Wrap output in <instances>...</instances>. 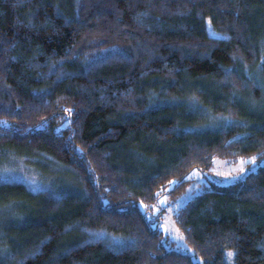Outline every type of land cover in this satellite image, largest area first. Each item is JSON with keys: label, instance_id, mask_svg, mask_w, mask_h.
Wrapping results in <instances>:
<instances>
[{"label": "trees", "instance_id": "obj_1", "mask_svg": "<svg viewBox=\"0 0 264 264\" xmlns=\"http://www.w3.org/2000/svg\"><path fill=\"white\" fill-rule=\"evenodd\" d=\"M14 157L58 183H0L32 219L0 264H264V0H0ZM251 157L175 213L193 254L152 227L194 172Z\"/></svg>", "mask_w": 264, "mask_h": 264}, {"label": "rangeland", "instance_id": "obj_2", "mask_svg": "<svg viewBox=\"0 0 264 264\" xmlns=\"http://www.w3.org/2000/svg\"><path fill=\"white\" fill-rule=\"evenodd\" d=\"M211 32L214 36H218L217 33L213 31ZM33 159L37 160L36 157H34ZM255 164H256V161L253 157L247 158V159H240L235 163H231V162L228 163L225 161L217 160L215 162L212 173L204 176L203 174H200V173L198 174L194 172L190 176L192 179H194V181L188 188L187 190L188 193L187 192L185 193L186 195L184 194L183 196L178 198L176 201H170L167 199V197H164L159 201L158 207L154 211L153 217L155 219L152 220V227L154 228L161 227L168 233L170 237V247L171 248L176 249L186 254H190V255L193 254V251L186 244L182 235L180 234L179 230L176 227V224L174 221L175 213L179 209L183 208L193 197L201 194L205 189L204 188L205 185L211 186L215 184V185H220V186H229L230 183H231L230 185L233 184L232 182L237 183L238 181L241 180V175L239 173L241 172L243 173V171L246 170L242 174L244 176L245 173L249 171V169L251 168L254 169ZM234 165L236 166L234 167ZM244 165H246V167ZM240 166L241 167L243 166V167L241 168ZM232 167L234 168V170L236 168H239V167L240 168L236 169L238 171L236 170L234 171ZM228 172L230 173L228 174ZM209 175L211 176V179L209 178L210 177ZM238 175L240 178H237ZM55 180L58 183V180L55 179L53 175L45 174L44 176V174H41L39 171H37V169L29 166L28 163L24 159L14 157L6 163V166H2V165L0 166V183H3V182L23 183V184H26L32 190H44V189L54 188V186H52L53 185L52 183ZM228 180H231V182H229ZM235 180L237 182H235ZM203 181H205L208 184H206L205 182L204 184ZM213 181L215 182L213 183ZM226 181H228V183ZM219 182L220 183L223 182V184H220ZM197 186H200V187H197ZM192 189H194L193 192H192ZM23 208H24V203L22 202L20 203L14 202L10 205L0 208V225H2L3 227V229L0 231V248L3 249L4 251L3 256H6V255L9 256L11 254L13 245L14 244L16 245L20 242L19 235L12 232L11 231L12 228H16V227L20 228L24 226H29V224L32 223V219L27 218V216L25 215L23 211L24 210ZM162 211H163V216L160 219H156L160 217ZM234 255L235 253L233 251L226 252L225 258H226L227 264H235Z\"/></svg>", "mask_w": 264, "mask_h": 264}, {"label": "bare ground", "instance_id": "obj_3", "mask_svg": "<svg viewBox=\"0 0 264 264\" xmlns=\"http://www.w3.org/2000/svg\"><path fill=\"white\" fill-rule=\"evenodd\" d=\"M244 162H246V161H244ZM239 163H240V162H239ZM235 166H236V165H234V167H235ZM237 166H239V165H237ZM244 166L246 167V165H244ZM240 167H241V166H240ZM240 167H239V168H240ZM242 167H243V166H242ZM242 167H241V168H242ZM247 167H248V166H247ZM239 168H236V169H239ZM232 169L234 170L233 167H232ZM236 169H235V170H236ZM245 169H247V168H245ZM235 170H234V171H235ZM231 171H232V170H231ZM234 171H233V172H234ZM236 171H238V170H236ZM242 171H243V170H242ZM245 171H246V170H244L243 173H244ZM239 172H241V171H239ZM229 173H230V172H228V174H229ZM243 173H242V172L239 173V174L241 175V179H242V176H243L242 174H243ZM228 174H227V175H228ZM225 175H226V174H225ZM230 175H231V174H230ZM209 176H210V175H209ZM209 178L211 179V176H210ZM220 178H221V177H220ZM237 178H240L239 175H238ZM221 179H222V178H221ZM223 179H224V177H223ZM229 179H230V178H229ZM231 179H232V178H231ZM213 180H214V178H213ZM225 180H226V179H225ZM228 181L231 182V180H228ZM228 181H226V182L228 183ZM204 182H205V181H203V183H204ZM214 182H215V181H213V183H214ZM223 182H224V181H223ZM223 182H222V183L219 182V183H220V184H223ZM235 182H237V181L235 180ZM205 183H206V182H205ZM205 183H204V184H205ZM211 183H212V182H211ZM216 183H217V181H216ZM219 183H218V184H219ZM232 183H233V185L235 184L234 182H232ZM206 184H208V183H206ZM230 184H231V183H230ZM230 184H229V185H230ZM209 185H210V184H209ZM227 185H228V184H227ZM205 186H206V185H205ZM205 186H204V188H205ZM197 187H200V186H197ZM197 187H196V188H197ZM207 187H208V186H207ZM224 187H225V186H224ZM196 188H194V189H196ZM210 188H211V186H210ZM194 189H192V192H193ZM198 189H199V188H198ZM187 193H188V192H187ZM198 194H199V193H198ZM185 195H186V194H185ZM141 211H142V210H141ZM179 250H180V249H179ZM231 251H232V250H231ZM226 252H227V251H226ZM226 252H225V253H226ZM233 252H234V251H233ZM234 253H235V252H234ZM234 256H235V255H234ZM234 258H235V257H234ZM225 259H226V258H225Z\"/></svg>", "mask_w": 264, "mask_h": 264}, {"label": "snow or ice", "instance_id": "obj_4", "mask_svg": "<svg viewBox=\"0 0 264 264\" xmlns=\"http://www.w3.org/2000/svg\"><path fill=\"white\" fill-rule=\"evenodd\" d=\"M173 183H175V182H173Z\"/></svg>", "mask_w": 264, "mask_h": 264}]
</instances>
